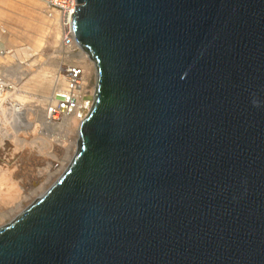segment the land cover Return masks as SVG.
<instances>
[{"label": "water", "instance_id": "water-1", "mask_svg": "<svg viewBox=\"0 0 264 264\" xmlns=\"http://www.w3.org/2000/svg\"><path fill=\"white\" fill-rule=\"evenodd\" d=\"M94 103L0 264H264V0H78Z\"/></svg>", "mask_w": 264, "mask_h": 264}, {"label": "bare ground", "instance_id": "bare-ground-1", "mask_svg": "<svg viewBox=\"0 0 264 264\" xmlns=\"http://www.w3.org/2000/svg\"><path fill=\"white\" fill-rule=\"evenodd\" d=\"M45 4L47 15L51 17L54 23L52 30L55 29L56 41L54 42L56 46H61L64 49L62 52L67 56L74 57L78 54L81 58L78 63L82 66L83 71L88 76L94 71L96 73V81L93 89L88 94L81 95L77 101L76 97L71 93V79L65 70V67L69 64L62 67L61 73L56 75V68H49L44 61L39 64L38 68L34 67L36 61L41 60L42 56L38 55L34 59V62L27 64V67H23L21 61L17 63L16 56L12 54L6 56L3 54L4 52H0V66L3 62L14 61L17 69L16 72L18 75H21L16 80L0 77V137L3 145L8 147L13 142L14 144L21 145L32 144L31 148L24 151V154L30 156L28 164L45 165L42 171L33 178V182H25L24 186L17 184L15 173L10 175L3 174L1 176L0 184L2 187H0V198L12 204L10 213L15 217L19 214V211H23L29 202L41 196L71 163L79 148L81 122L90 111L96 95L98 76L95 60L87 50L79 45L76 38V44L72 46L64 44L63 36L67 31L64 28L62 16L59 10H54L53 14L49 15L47 8V5L49 6L48 0H45ZM5 32H3V35ZM1 33L2 31H0V35ZM26 44L34 45L38 48V42ZM77 46L80 48H76ZM26 51L30 52L27 48ZM86 83L85 87L88 85L87 79ZM54 86L61 88L54 90L53 94H51ZM13 88H15L17 94L12 93L11 89ZM59 91L63 92V96H66L65 98L77 101L75 106L71 104L67 105L63 111L64 115L62 119L58 115L59 109H51L46 105L49 101L53 102L55 106L58 104L59 98L56 94ZM37 92L44 95L42 100L44 102L42 103L45 106L38 107L37 104L32 102L28 103V100L35 97ZM38 112L44 113L41 128L39 127V120H37ZM61 120L64 121L61 122ZM29 131H31V138L27 136ZM39 139L44 141L43 152L34 148L35 143ZM45 148L48 149V153H46L47 150ZM14 156L16 157L17 155L15 154ZM8 160L12 162V157ZM40 179L42 183L35 187V182ZM23 187H25V190ZM24 191L27 194L24 195Z\"/></svg>", "mask_w": 264, "mask_h": 264}, {"label": "rangeland", "instance_id": "rangeland-1", "mask_svg": "<svg viewBox=\"0 0 264 264\" xmlns=\"http://www.w3.org/2000/svg\"><path fill=\"white\" fill-rule=\"evenodd\" d=\"M53 20L51 17L48 18L47 22L44 25V37L42 38V41H39L36 48L34 45L30 44H20L17 45L15 48H13V51L5 50L4 55L10 56L12 54L13 56H16V61L22 62L21 65L26 66L27 64L34 62V59L36 57L42 56L41 60L36 61L35 68H38L39 64L44 61L46 62V66L52 69V67L56 68L55 74L59 75L61 73V70L63 69L62 67L66 66L67 64L70 63H78L80 61V56L77 54V56L70 57L65 55L64 52H62L61 46H56V34H55V29H53ZM26 48L30 50V52L26 51ZM12 64V65H11ZM11 66V68H10ZM17 69L14 61H6L3 62V64L0 66V77L2 78H11L13 80L19 79V76L17 74ZM19 72V69H18ZM17 74V75H16ZM86 79L88 80V85L85 87L83 90V93H89L90 90L93 89L95 81H96V73L93 71L90 73V76H86ZM97 83V82H96ZM61 87L59 86H54L53 89L51 90V94H53L54 90L60 89ZM15 88L11 89L12 93L17 94V91ZM44 98V95L40 92H37L35 94V97L31 98L28 100V103H34L37 104V106H43L44 104L42 101ZM51 102V101H49ZM48 102V103H49ZM47 103V104H48ZM46 104V105H47ZM45 106V105H44ZM43 115L44 113L38 112L37 113V120L39 123V127L41 128V125L43 122ZM9 120V119H8ZM66 120V119H65ZM64 120H61L63 122ZM31 129V128H30ZM28 132V131H27ZM31 131H29V134L27 133V136L31 138L30 135ZM46 135V134H44ZM12 139V138H11ZM9 140V139H8ZM44 141L42 139H39L35 145L34 148L38 151L43 152L44 147H43ZM32 144H27V145H21V144H11L10 146H4L2 139L0 137V178L3 174L10 175L15 173V179L17 184L24 186L25 182H33V178L37 176V174L42 171L45 165H29L28 161L30 158L29 155L24 154V151H27L28 148H31ZM46 153H48V149ZM17 155L16 157L14 155ZM12 157V162H10L8 159ZM9 161V162H8ZM35 181V180H34ZM42 183L41 179L37 182H35V187L39 186ZM0 187L2 185L0 184ZM25 190V187H23ZM27 194V192L24 191V195ZM33 202H29L30 204ZM29 203L25 206L27 207ZM11 207L12 204L4 199L0 198V226L5 225L9 222H11L15 216H12L13 214L11 212ZM24 207V208H25ZM21 211H19L20 213ZM5 213V214H4Z\"/></svg>", "mask_w": 264, "mask_h": 264}, {"label": "crops", "instance_id": "crops-1", "mask_svg": "<svg viewBox=\"0 0 264 264\" xmlns=\"http://www.w3.org/2000/svg\"><path fill=\"white\" fill-rule=\"evenodd\" d=\"M48 18L45 0H0V52L42 41Z\"/></svg>", "mask_w": 264, "mask_h": 264}, {"label": "built area", "instance_id": "built-area-1", "mask_svg": "<svg viewBox=\"0 0 264 264\" xmlns=\"http://www.w3.org/2000/svg\"><path fill=\"white\" fill-rule=\"evenodd\" d=\"M48 2H49V6L47 5V8H48L49 15L53 14L54 10H59L62 16L64 28L67 31L65 35L63 36L64 44L68 46H72L76 44L75 38L77 40V37L75 34L73 17L76 12L77 5L79 4L78 0H48ZM76 48H80V47L77 46ZM65 70H66V74L71 79V88H70L71 93L73 94V96L76 97L78 101L81 95L86 94V93H83V90L85 89L87 74H85V72L83 71V68L80 65V63H70L69 65L65 67ZM56 96L59 98L58 104L55 106L53 102H49L47 106L48 108H51V109L52 108H54L55 110L59 109L58 115H59V118L62 119L64 115L63 111L65 110L67 105L71 104L72 106H75L77 101L72 100L71 98H65L66 96H63V92L61 91L57 92Z\"/></svg>", "mask_w": 264, "mask_h": 264}]
</instances>
